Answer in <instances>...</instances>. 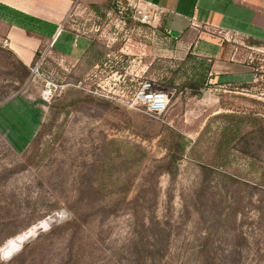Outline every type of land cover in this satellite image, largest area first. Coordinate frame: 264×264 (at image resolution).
Here are the masks:
<instances>
[{
  "label": "rangeland",
  "instance_id": "1",
  "mask_svg": "<svg viewBox=\"0 0 264 264\" xmlns=\"http://www.w3.org/2000/svg\"><path fill=\"white\" fill-rule=\"evenodd\" d=\"M62 8L77 58L60 33L26 63L0 21V264H264V38L177 36L127 0ZM145 81L165 112L135 100Z\"/></svg>",
  "mask_w": 264,
  "mask_h": 264
},
{
  "label": "crops",
  "instance_id": "2",
  "mask_svg": "<svg viewBox=\"0 0 264 264\" xmlns=\"http://www.w3.org/2000/svg\"><path fill=\"white\" fill-rule=\"evenodd\" d=\"M151 3L166 17V26L177 30V36L189 34L199 26L213 27L246 37L264 38V0H142ZM68 7V6H67ZM59 11V12H58ZM62 0H39L35 4L22 0H0V21L7 25V37L15 51L30 63L41 47L53 45L61 33L74 37L75 54L61 41L58 52L64 57L77 58L87 49V39L64 27ZM67 12V11H66ZM171 19L172 25H168ZM28 20L40 22L34 26ZM176 21L183 22L176 26ZM50 29L53 31L50 32ZM78 38L81 40L78 41Z\"/></svg>",
  "mask_w": 264,
  "mask_h": 264
},
{
  "label": "built area",
  "instance_id": "3",
  "mask_svg": "<svg viewBox=\"0 0 264 264\" xmlns=\"http://www.w3.org/2000/svg\"><path fill=\"white\" fill-rule=\"evenodd\" d=\"M129 3L135 2L142 7L140 14L142 21H147L151 17V9L154 6L151 3L142 0H127ZM155 10V8H154ZM40 69L39 63L34 65L31 70L33 74H38ZM53 94V87L51 84L47 85L43 91V98L48 100ZM135 100L143 106L149 113L160 114L165 112L169 107V94L159 88H155L151 81H145L134 93Z\"/></svg>",
  "mask_w": 264,
  "mask_h": 264
},
{
  "label": "trees",
  "instance_id": "4",
  "mask_svg": "<svg viewBox=\"0 0 264 264\" xmlns=\"http://www.w3.org/2000/svg\"><path fill=\"white\" fill-rule=\"evenodd\" d=\"M166 232V235L164 237H160L157 240V251L159 254H161L160 256H163L167 250V248L170 245V241H171V231Z\"/></svg>",
  "mask_w": 264,
  "mask_h": 264
}]
</instances>
